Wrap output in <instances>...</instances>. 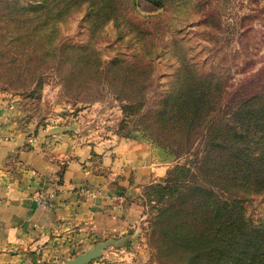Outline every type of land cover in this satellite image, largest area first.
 <instances>
[{
  "label": "rangeland",
  "instance_id": "374dc122",
  "mask_svg": "<svg viewBox=\"0 0 264 264\" xmlns=\"http://www.w3.org/2000/svg\"><path fill=\"white\" fill-rule=\"evenodd\" d=\"M103 2L0 0V94L25 101L32 117L60 118L65 124L80 123L93 136L153 147L164 141L151 128L152 115L171 89L178 62L192 64L201 75L213 72L223 95L219 121L243 98L264 93V0H108L104 9ZM122 10L127 19L117 15ZM143 46L139 58L154 67L145 92L140 90L143 70L111 72L112 67L107 72L106 67L101 72L100 64L135 59ZM142 94L136 105L135 97ZM201 149L176 156L153 147L157 159L168 165L167 174L143 190L131 233L96 243L61 264L98 246V256L88 264H188L182 250L161 255L167 221L159 228L157 220L160 209L180 204ZM251 188L231 186L219 197L240 203L248 227L264 231V183L261 190Z\"/></svg>",
  "mask_w": 264,
  "mask_h": 264
},
{
  "label": "crops",
  "instance_id": "0c3cea01",
  "mask_svg": "<svg viewBox=\"0 0 264 264\" xmlns=\"http://www.w3.org/2000/svg\"><path fill=\"white\" fill-rule=\"evenodd\" d=\"M25 103L0 94V264H61L130 234L168 165L145 142L32 117Z\"/></svg>",
  "mask_w": 264,
  "mask_h": 264
},
{
  "label": "trees",
  "instance_id": "16d2710c",
  "mask_svg": "<svg viewBox=\"0 0 264 264\" xmlns=\"http://www.w3.org/2000/svg\"><path fill=\"white\" fill-rule=\"evenodd\" d=\"M107 3L108 0L102 3L103 9ZM109 3L114 4L113 0ZM117 6L122 7L119 3ZM123 12L126 11L117 15L122 13V19H127ZM107 14L109 19L111 14ZM145 49L144 46L136 49L135 59H119L107 66L100 64V70L106 67L107 72L112 67L111 72L143 70L140 83L143 93L154 69L150 62L145 64L139 58ZM176 72L171 89L158 101L152 115L155 128H151L164 143L152 145L162 154L168 149L176 156L190 154L196 146L203 145V149L194 172L188 171L193 180L184 186L180 204L159 210V228L163 219L167 221L159 242L161 255L182 250L188 264H264V231L248 227L240 203L230 204L219 197V192L228 191L231 186L250 185L251 189L257 186L261 190L264 93L243 98L241 106L219 121L223 95L217 90L219 83L215 82L213 72L201 75L185 62L177 63ZM144 97L136 96L135 104H141ZM175 172H169L167 185Z\"/></svg>",
  "mask_w": 264,
  "mask_h": 264
},
{
  "label": "water",
  "instance_id": "95a60500",
  "mask_svg": "<svg viewBox=\"0 0 264 264\" xmlns=\"http://www.w3.org/2000/svg\"><path fill=\"white\" fill-rule=\"evenodd\" d=\"M99 248H101V246H98L94 252H89L86 255H83L82 258L74 260V261H69L66 264H88L91 261V259L98 256Z\"/></svg>",
  "mask_w": 264,
  "mask_h": 264
},
{
  "label": "built area",
  "instance_id": "2783aa9c",
  "mask_svg": "<svg viewBox=\"0 0 264 264\" xmlns=\"http://www.w3.org/2000/svg\"><path fill=\"white\" fill-rule=\"evenodd\" d=\"M39 199H40L41 203H43L42 205H47L48 203H50L49 197L39 196Z\"/></svg>",
  "mask_w": 264,
  "mask_h": 264
}]
</instances>
